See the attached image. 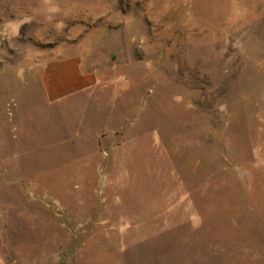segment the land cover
Instances as JSON below:
<instances>
[{"label":"rangeland","instance_id":"obj_1","mask_svg":"<svg viewBox=\"0 0 264 264\" xmlns=\"http://www.w3.org/2000/svg\"><path fill=\"white\" fill-rule=\"evenodd\" d=\"M0 264H264V0H0Z\"/></svg>","mask_w":264,"mask_h":264},{"label":"crops","instance_id":"obj_2","mask_svg":"<svg viewBox=\"0 0 264 264\" xmlns=\"http://www.w3.org/2000/svg\"><path fill=\"white\" fill-rule=\"evenodd\" d=\"M99 83L93 69L78 56H66L50 62L43 76V86L51 102H64L71 97L92 91Z\"/></svg>","mask_w":264,"mask_h":264}]
</instances>
